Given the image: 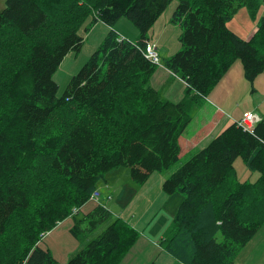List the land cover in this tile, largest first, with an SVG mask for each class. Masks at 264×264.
Returning <instances> with one entry per match:
<instances>
[{
  "label": "trees",
  "instance_id": "16d2710c",
  "mask_svg": "<svg viewBox=\"0 0 264 264\" xmlns=\"http://www.w3.org/2000/svg\"><path fill=\"white\" fill-rule=\"evenodd\" d=\"M171 0H6L0 11V264H57L40 247L57 224L73 219L81 240L111 220L98 205L79 210L98 183L129 169L140 187L179 160V138L192 109L237 59L252 83L264 72V17L260 0H178L171 22L181 28L180 50L161 65L185 84L181 100H165L150 79L158 66L145 59L148 32ZM245 8L256 22L244 40L228 22ZM47 10L57 19L53 28ZM91 13L112 27L128 20L136 42L112 28L57 97L53 81L64 57L79 52L75 28ZM91 23V24H92ZM240 157L264 184V116L253 133L233 122L162 183L183 200L160 241L180 264H234L264 223L242 216L251 184L229 180ZM259 199L251 194V204ZM88 224L84 230L81 224ZM83 233V234H82ZM138 232L120 218L88 240L67 264H123ZM150 264H156L151 262Z\"/></svg>",
  "mask_w": 264,
  "mask_h": 264
},
{
  "label": "rangeland",
  "instance_id": "374dc122",
  "mask_svg": "<svg viewBox=\"0 0 264 264\" xmlns=\"http://www.w3.org/2000/svg\"><path fill=\"white\" fill-rule=\"evenodd\" d=\"M5 1L6 0H0V11L4 9ZM177 3L178 0H171L166 9L159 15L153 26L149 29L147 35L148 40L150 39V42L158 44L156 51L159 54L161 51H166L167 49L170 55L173 56L180 50L179 36L181 34V28L171 22ZM47 14L48 20L54 28L57 19L54 21V16L50 14L49 10H47ZM261 17H264V0H260L257 21ZM92 20L93 15L88 13L83 21L75 28L74 31L84 38V44L79 52H69L53 75L52 79L58 86V98L63 95L71 78L78 74L90 56L98 49L107 33L106 28H108V30L112 28L114 31H118L120 35L124 34L125 36L132 32L133 35H128L129 38L127 37L128 40L132 42H136L139 36L137 29L125 18L120 19L112 27H108L101 22L92 23ZM255 23L256 22L249 18L247 10L243 7L239 9L238 13L228 22V27L232 30H237L239 34H244L245 30L252 31L246 28L247 25L252 26ZM252 34L253 31L248 37L246 36L243 39H250ZM159 59L162 63L160 55ZM237 64L238 66H236ZM232 79H240V81L239 83L232 84ZM222 86L227 89L223 90L224 93L221 92L219 88ZM216 93H218L217 97L219 99L214 97ZM222 96H225V100ZM222 100L234 106V113H232L233 117L227 114V123L223 121L224 125H222V127L218 126L215 129L214 137L220 134L233 122L240 120L243 110L252 109L255 111L256 107L253 106L254 101L257 100L258 103L263 101L264 104V72L250 83L244 77L241 61L237 59L230 65L221 80L209 91V94H207L200 103L202 102L203 104L204 101L210 102L216 107V105H221L224 102ZM200 103L192 109L191 120L193 118V121L186 131L194 126L197 128L200 122L204 120V115H202L201 112L198 113ZM194 110L195 113L193 117ZM210 115L211 112L209 113V116ZM207 144L199 150L205 148ZM189 156L190 155H187L178 160V162L167 171L152 173L147 181L140 187L131 184L132 180L127 167L109 171L105 175L104 180L98 183V187L101 190V197L99 200H89L88 203L90 205L83 210L84 213L76 215V218L82 219L84 215L87 214L85 213L87 210L105 204L103 206L111 213L110 221H112L113 218H120L131 224L133 229L139 234L129 254L133 258H139L142 261L140 262L141 264L156 263V261L153 260L158 257V250L156 247L160 245L158 235L166 232V229L170 225L171 216L175 214L174 212L183 200V196L180 194L165 195L162 192V183L173 172L178 170L182 164L188 160L187 158ZM258 177L259 174L248 170L240 157L235 159L229 180L237 179L239 182H247L251 185L256 184L250 187L246 196L247 202L244 206L245 209L242 212V216L245 220H248L247 222L256 219H260L264 222V184H257L259 181ZM253 191H257L259 194V199L256 204L250 203ZM110 221L100 225L94 232L89 233L81 240H77L70 232L74 221L72 218H67L57 224L53 230L42 238L40 247L49 250L57 261V264H67V256H69V254H74V252L84 246L88 240L96 237L106 228ZM80 227L84 230L88 227V224H81ZM145 243H148V245ZM123 264H125L124 261ZM234 264H264V223L257 230L253 238L240 250Z\"/></svg>",
  "mask_w": 264,
  "mask_h": 264
},
{
  "label": "crops",
  "instance_id": "0c3cea01",
  "mask_svg": "<svg viewBox=\"0 0 264 264\" xmlns=\"http://www.w3.org/2000/svg\"><path fill=\"white\" fill-rule=\"evenodd\" d=\"M246 28L247 29H251L254 32L255 28H256V23L254 25H252V26L247 25ZM230 30H232V29H230ZM107 31H108V28H106V32ZM232 31L235 32L236 34H238L242 38H245L246 36L248 37V35L252 32V31H246L245 30L244 34H239L237 32V30H232ZM116 32L119 34L118 31H116ZM128 35H133V34L131 32V33H128ZM128 35L125 36L124 34H121L120 36L125 38V39H128L129 38ZM242 35H244V36H242ZM150 41L151 40L149 39L148 43L150 45H154L155 48H157L158 44L157 43H152ZM159 55H160V58H162V60L163 59H167V58H169L171 56L170 52L167 49H166V51L165 50L161 51L160 54L158 53V56ZM236 66H238V64ZM239 70H241V69H239ZM239 81H240V79H232V84L239 83ZM150 84L155 90H157V91H159L161 93V95L163 96V98L165 100H168V101H171V102H177V101L181 100V98L183 97V95L185 93V84L179 78H176L173 74H171V72L166 70L161 64L156 68L154 74L152 75V77L150 79ZM219 88H220V91L223 92V93H224L223 90H227L223 86L219 87ZM217 94L218 93H216V95L214 97L218 98ZM222 97L225 100V96H222ZM207 99H208V97H207ZM207 99H205V100H207ZM224 100H222V101H224ZM220 103H221V100H220ZM253 106L256 107L255 111H253L252 109L243 110L242 116L245 113L251 112L257 117V119H260L261 117H263L264 116V104H263V101L258 103L257 100H256V101L253 102ZM200 112L205 117L204 120L202 122H200V125L197 128L194 126L193 128H191L188 131H186L187 128L190 126V123L193 121V118H192L191 122L189 123V125L186 127V129L184 130V132L182 133V135L179 138V145H180L179 160L181 158L187 156V155H190L187 158V159H189L193 155H195L197 152H199L200 151L199 149L201 147H203L204 145H206L207 142L212 137H214L215 129L218 126L222 127V125H224V123H227V119H226L227 118V114H229V115H231V117H233L232 113H234V106L231 103H228V102L224 101L221 105H216V107H215L210 102L208 103V102L204 101L203 104H202V102L200 103V106L198 108V113H200ZM210 112H211V115L209 116ZM194 113H195V110L193 111V117H194ZM223 121H224V123H223ZM97 191H99L100 197H101V190L99 189V187L97 188ZM89 205H90L89 203L85 204L83 207H81L79 210H77V213L78 214L84 213L83 210H85ZM103 205H105V204H103ZM91 210L92 209H89L85 213H89ZM172 216H171V220H172ZM167 229H166V231H167ZM164 234L165 233L163 232V234H159L158 235L159 242L161 241V239L164 236ZM159 242H158V245H159ZM83 244H84V242H83ZM145 244L148 245V243H145ZM156 247H157V250H158V257L156 259H154L153 261H156L157 264H180L177 261H175L171 256H169L166 252H164L160 245L156 246ZM129 253L125 257V259L123 260L125 264H141L140 262H142V261L139 258H133ZM72 255L73 254H69V256H67V260L66 261H68V259Z\"/></svg>",
  "mask_w": 264,
  "mask_h": 264
},
{
  "label": "built area",
  "instance_id": "2783aa9c",
  "mask_svg": "<svg viewBox=\"0 0 264 264\" xmlns=\"http://www.w3.org/2000/svg\"><path fill=\"white\" fill-rule=\"evenodd\" d=\"M143 55L145 57V59H147L151 64L153 65H158L159 64V57L156 51V48L154 47V45H150L147 44ZM259 119H257V117L251 113H245L241 120H239L237 122V125L239 127H241L244 131L252 134L254 127H255V123L258 121ZM100 198V193L98 191H95L91 196H90V200H99ZM77 210H73L72 214L74 215L76 213Z\"/></svg>",
  "mask_w": 264,
  "mask_h": 264
}]
</instances>
